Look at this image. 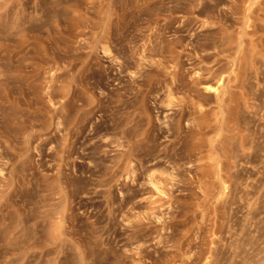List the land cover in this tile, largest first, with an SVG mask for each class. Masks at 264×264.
<instances>
[{
    "label": "rangeland",
    "instance_id": "obj_1",
    "mask_svg": "<svg viewBox=\"0 0 264 264\" xmlns=\"http://www.w3.org/2000/svg\"><path fill=\"white\" fill-rule=\"evenodd\" d=\"M0 264H264V0H0Z\"/></svg>",
    "mask_w": 264,
    "mask_h": 264
},
{
    "label": "bare ground",
    "instance_id": "obj_2",
    "mask_svg": "<svg viewBox=\"0 0 264 264\" xmlns=\"http://www.w3.org/2000/svg\"><path fill=\"white\" fill-rule=\"evenodd\" d=\"M219 88L217 86H213V85H206V90H209V91H214L216 92Z\"/></svg>",
    "mask_w": 264,
    "mask_h": 264
}]
</instances>
